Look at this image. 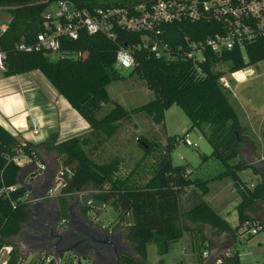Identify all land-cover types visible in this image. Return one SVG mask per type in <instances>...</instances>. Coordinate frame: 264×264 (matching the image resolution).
Here are the masks:
<instances>
[{
    "label": "trees",
    "instance_id": "16d2710c",
    "mask_svg": "<svg viewBox=\"0 0 264 264\" xmlns=\"http://www.w3.org/2000/svg\"><path fill=\"white\" fill-rule=\"evenodd\" d=\"M55 1H70L77 7L92 8L123 6L143 0H0V8L11 9L7 30L0 38V49L7 53L4 76H22L38 71L90 130L87 137L75 136L59 141L55 134L43 143L32 144L19 142L0 125V250L5 246L12 247L8 264H18L21 258L13 239L29 220V196L17 182L22 169L17 159L21 155L29 158L35 166L42 154H54L59 161V169L70 174L66 187L57 196L59 220L67 218L68 201L75 194L86 191L96 192L92 195L97 200L112 207L116 213L114 222L125 224L124 240L135 256L122 255L121 264H149L147 244L154 243L157 254L163 256L185 233H196L205 241L206 228L212 237L228 236L232 243L236 231L244 223L258 222L264 231V221L259 215L264 208V177L260 176L252 189L239 177L246 170L258 175L257 170L243 158L246 147L254 148V144L240 125L237 112L219 84V74L212 70V65L217 62L228 63L229 72L234 73L263 61L264 39H257L247 47V61L242 59L237 49L223 52L220 56L210 53L200 76L187 62L169 63L136 52L130 76L140 77L154 98L127 111L110 98L107 87L117 79L118 71L113 66L118 44H137L140 34L119 31L117 41L113 42L100 34L89 36L81 33L77 41L66 40L62 44L63 51L85 52L82 59L59 56L56 61H51L50 56L42 52L16 51L17 44H30L36 39L42 31V13ZM164 29L162 37L169 44L184 37L199 40L220 32L214 23L201 21L179 22ZM107 104L112 108L102 114V105ZM171 105L182 109L191 123L189 130L197 129L204 134L212 148L210 157H204V160L213 158L221 165L218 175L207 180L192 179L187 166L174 165L170 155L178 144L177 137H167L164 149L146 138H138V145L145 156L153 160L146 175H139L140 179L134 178V169L128 175H121L118 160L99 165L84 151L92 141L100 144L113 137L120 123L131 116L145 114L154 125H162L164 113ZM227 178L240 198L236 206L238 225L235 228L204 200L210 182ZM188 190L190 199L185 196ZM209 244L211 249L214 248L212 240ZM232 261L239 264L236 258ZM198 264H203L202 258Z\"/></svg>",
    "mask_w": 264,
    "mask_h": 264
},
{
    "label": "rangeland",
    "instance_id": "374dc122",
    "mask_svg": "<svg viewBox=\"0 0 264 264\" xmlns=\"http://www.w3.org/2000/svg\"><path fill=\"white\" fill-rule=\"evenodd\" d=\"M10 12L11 9L0 8V20L9 19ZM50 59L56 61L57 56L52 55ZM222 63L212 65V70L219 74V79L225 78L229 83L230 89L224 91L238 114L240 124L243 127L248 126L250 128L251 126L263 131H261L262 134L259 138L248 134V137L253 138L249 139L253 142L255 150H252L253 153H251V147L247 146L243 152V158L251 163L255 162L254 159L264 162V63H257L247 69V71H252L250 75L245 77L246 79H241L242 73H238L237 78L232 77V73L229 72V64ZM130 72L131 69L118 71L116 74L117 79L113 80L107 87L110 98L127 111L141 107L154 98L144 81L136 75L130 76ZM41 81L45 85H49L38 71L23 76L5 77L4 70H0V101L8 96L18 94L22 97V103L27 105L31 101L32 94L30 90L38 85L37 82ZM111 108V104L102 105V114L108 112ZM190 126L191 123L182 109L179 106L171 105L164 113L162 125H154L145 114L131 116L129 120L120 123L119 129L113 137L100 144L92 141L87 147H84V151L93 162L99 165L118 160L121 164V175H128L134 169L136 170L134 178L140 179V176L144 177L146 175L153 160L150 156H145L144 150L138 145V138H146L151 142H155L158 148L164 149L167 137H180L187 132L189 140L197 147H186L184 144H177L171 152V161L174 165L187 166L188 170L192 172V179L207 180L218 175L222 167L213 158L204 160V157H210L212 148L204 134L197 129L189 130ZM249 128H246L247 132L251 133ZM90 147L91 149H88ZM239 177L247 185H249V182L254 185V182L259 179L251 170L240 173ZM186 195V198L190 199L188 196H191V192L186 191ZM204 200L214 206L215 210L232 228L238 225L236 206L239 204L240 198L228 178L213 183L210 182L209 191ZM211 200H213L212 203ZM95 213L99 221L115 223L113 221L116 218V213L110 205H105ZM259 215L261 220L264 221V208L261 209ZM115 224L117 225V223ZM243 229L242 225L236 231L235 241L237 240V234ZM185 234H187L185 240L174 244L170 252L164 256H159L156 245L149 243L146 249L147 262L149 264H198L201 259V252L205 249L211 250L208 243V240L213 241L210 230L206 228L204 232L205 241H202L196 233L193 235ZM215 241L218 244L220 243V248L222 247L223 250L231 247L232 250L236 249L242 257L241 264L264 263V246H258V243L262 245L264 243V231L245 241L241 246L234 245L228 236H221ZM2 257L3 255H0V260ZM29 262L27 260L25 264H29ZM61 264H68L65 256L62 258Z\"/></svg>",
    "mask_w": 264,
    "mask_h": 264
},
{
    "label": "built area",
    "instance_id": "2783aa9c",
    "mask_svg": "<svg viewBox=\"0 0 264 264\" xmlns=\"http://www.w3.org/2000/svg\"><path fill=\"white\" fill-rule=\"evenodd\" d=\"M214 23L220 30L213 37H204L193 40L184 37L173 44L166 42L162 35L165 27L175 23L197 22ZM9 19L0 20V38L7 30ZM42 31L30 44H17L15 49L24 53H44L55 55L57 58L68 57L82 59L85 52H68L62 50V44L68 41H77L81 33L87 35L100 34L110 41H117L118 32L140 34V42L137 44H118L115 52L114 70H128L135 66V53L143 52L148 57L165 62L184 61L191 65V70L200 76L201 68L208 61V55L214 53L220 56L223 52L239 50L242 59L247 61V47L252 46L257 39H264V0H143L123 6L110 7H77L70 1L52 2L42 13ZM7 61V53L0 49V70H4ZM264 63V60L261 61ZM223 64L222 62H217ZM260 63V62H259ZM250 68V67H249ZM247 68V69H249ZM240 70L231 74L236 77L242 73L241 79L250 75L252 70ZM237 78V77H236ZM224 90L230 89L225 78L218 79ZM31 132L38 135L39 126L34 120L31 123ZM177 143L186 147H194L188 135L176 138ZM44 170V166L39 167ZM70 174L62 169L57 171L55 184L45 194L44 199L29 200L28 203L44 201L47 198L59 196L66 187ZM251 186V187H250ZM254 185L249 184V188ZM92 194L96 192L86 191ZM80 194V193H79ZM66 219L59 221V226H65ZM243 231L237 234L234 245H242L250 236H256L262 231L258 222L244 223ZM264 246L261 245V247ZM11 246H5L0 250L3 255L0 264H8ZM212 256L210 249L201 252L203 262ZM236 258L241 264L242 257L232 247L220 254H215L211 264H234ZM22 256L18 264H25ZM57 263L53 254L49 252L39 253L29 264H61ZM253 264H264L254 262Z\"/></svg>",
    "mask_w": 264,
    "mask_h": 264
},
{
    "label": "crops",
    "instance_id": "0c3cea01",
    "mask_svg": "<svg viewBox=\"0 0 264 264\" xmlns=\"http://www.w3.org/2000/svg\"><path fill=\"white\" fill-rule=\"evenodd\" d=\"M37 83L38 85L34 86L30 90L32 96L31 101H29L27 105L22 103V97L18 96V94L8 96L6 99H2L0 101V125L8 130L21 143L28 142L32 144H40L55 134L58 136L59 141L75 136L87 137L90 131L88 124L61 96L58 95V93L50 85H45L42 81ZM33 120L38 123V135H33L31 132V123ZM243 128L246 129L249 127L247 126ZM249 129L251 133L247 132L246 129L247 134H250L251 136L253 135L256 138H259L260 134L263 132L261 129L257 130L258 128L251 126ZM251 136L249 138L253 139ZM91 147L88 149H91ZM252 150L254 151L255 147L251 148V153H253ZM254 160L258 161L257 159ZM261 160H263V158H261ZM17 163L24 169L22 182L30 190L29 192L28 189L24 187L29 197L30 195L34 197L40 196L50 184H55V178L57 171L59 170V161L54 154H42L40 161L37 162L35 166H33L29 158L22 155L18 157ZM259 163L264 165V162L262 161H259ZM40 166H44L45 169L40 170ZM256 176L260 179V176L262 175L258 173ZM259 179L257 181H259ZM57 199V196L47 198L40 205L35 206L33 209V222L24 228L20 236H16L13 239V243L18 249L19 255L26 259V261H32L39 253L45 252L34 247V238L36 237V234L40 232L36 224L38 219L40 220V218H44L43 216L46 211L52 209L53 206L58 207ZM212 201L213 200H211V203ZM207 203L209 204V202ZM211 207L215 210L214 206ZM66 220L68 222V218H66ZM185 235L187 234H184L181 240H185ZM198 236L202 240V237L200 235ZM212 238L215 243L214 248L210 250L212 255L222 253L224 250L222 247L220 248V243L218 244L215 241L218 238ZM174 244H172L171 249ZM261 245V243H258L259 247H261Z\"/></svg>",
    "mask_w": 264,
    "mask_h": 264
},
{
    "label": "flooded vegetation",
    "instance_id": "af4514ba",
    "mask_svg": "<svg viewBox=\"0 0 264 264\" xmlns=\"http://www.w3.org/2000/svg\"><path fill=\"white\" fill-rule=\"evenodd\" d=\"M75 210L82 213L88 222L93 225V228H87L91 234V236H88L90 242L84 243L82 242L83 237H74L73 234H79L78 230L68 235V239L72 240L67 242L64 247H71L80 242L75 246V253L66 255L68 264H121L120 257L124 255L122 252L130 251L127 242L124 240L125 224L116 225V222L104 223L99 221L95 213L97 210L94 208L76 207ZM43 217V219L37 220L39 231L43 229L48 234L54 229H57V231L67 230L68 222L63 227L59 226V218L54 211H46ZM100 224H103V227L101 230H96ZM85 244L87 248H84ZM75 254L77 256L74 258Z\"/></svg>",
    "mask_w": 264,
    "mask_h": 264
},
{
    "label": "water",
    "instance_id": "95a60500",
    "mask_svg": "<svg viewBox=\"0 0 264 264\" xmlns=\"http://www.w3.org/2000/svg\"><path fill=\"white\" fill-rule=\"evenodd\" d=\"M249 163L258 171V173L260 175H262L264 177V165L260 164L259 161H255L252 163L249 162ZM23 171H24V169L22 168L18 174L17 182L20 186L25 187L30 192L29 188H27V186L22 182ZM51 187H53V184H50L48 186V188L40 196L34 197V196L30 195L29 200H35L38 198L44 199L46 192ZM42 202L43 201H40V202H36V203L29 205V208L27 210V213L29 215V220H28V222H26L23 225L21 231L19 232V234L17 236H20L22 234L24 228L29 226L31 224V222H33V209L35 206L40 205ZM103 206H104V204L101 201L97 200L92 194H89L86 192H83L80 194H75L68 201V206H67L68 229L66 231H57V229H54V230L51 229L52 230L51 233L47 234V231L40 228L41 231L39 233H37L36 237L34 238V241H35L34 247L38 248L40 251H45V252H49V253L53 254L55 257V260L57 261V263H59L60 261H62V258L64 256L66 257V255L68 253H75L74 252L75 246L80 243V242L75 243L76 245H73L71 247H64V245L67 242L72 240V239H68L69 234L75 233L74 231L78 230L79 234L77 235V233H76V234H73V236L74 237L77 236L79 238L83 237L82 242H84V243L90 242L88 236H91V234L87 228H89V227L93 228V225H91L88 222V220L86 219V217L82 213L77 212L75 210V208L76 207H88V208H94V209H101V208H103ZM50 210L54 211L59 218L58 207L53 206V208ZM37 227H39V226L37 225ZM102 227H103V224H100L96 228V230H101ZM84 248H87L86 244H85ZM122 254L128 255L131 257H135L131 253V251L122 252ZM76 256H77V254H75L74 258ZM214 257H215V255H212L209 259L204 261L203 264H211Z\"/></svg>",
    "mask_w": 264,
    "mask_h": 264
}]
</instances>
